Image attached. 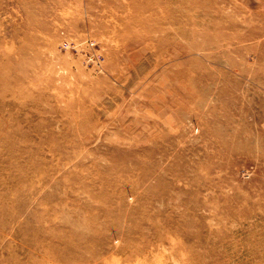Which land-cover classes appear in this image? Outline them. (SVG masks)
<instances>
[{
  "label": "rangeland",
  "instance_id": "obj_1",
  "mask_svg": "<svg viewBox=\"0 0 264 264\" xmlns=\"http://www.w3.org/2000/svg\"><path fill=\"white\" fill-rule=\"evenodd\" d=\"M0 264H264V0H0Z\"/></svg>",
  "mask_w": 264,
  "mask_h": 264
}]
</instances>
